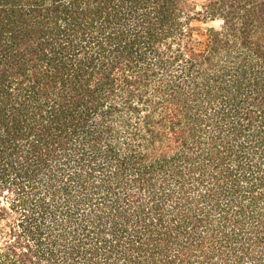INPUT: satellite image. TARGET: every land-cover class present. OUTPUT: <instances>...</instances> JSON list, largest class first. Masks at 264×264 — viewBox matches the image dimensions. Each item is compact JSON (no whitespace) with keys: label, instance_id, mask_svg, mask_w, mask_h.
<instances>
[{"label":"trees","instance_id":"obj_1","mask_svg":"<svg viewBox=\"0 0 264 264\" xmlns=\"http://www.w3.org/2000/svg\"><path fill=\"white\" fill-rule=\"evenodd\" d=\"M0 264H264V0H0Z\"/></svg>","mask_w":264,"mask_h":264},{"label":"rangeland","instance_id":"obj_2","mask_svg":"<svg viewBox=\"0 0 264 264\" xmlns=\"http://www.w3.org/2000/svg\"><path fill=\"white\" fill-rule=\"evenodd\" d=\"M195 6V8H197V10L199 11L201 9V7L206 3L208 2L209 0H191ZM199 26H202L204 27L205 25L203 24H198ZM218 26L219 24L216 22V23H212V24H209V26Z\"/></svg>","mask_w":264,"mask_h":264}]
</instances>
